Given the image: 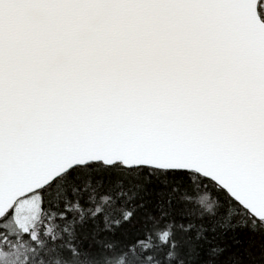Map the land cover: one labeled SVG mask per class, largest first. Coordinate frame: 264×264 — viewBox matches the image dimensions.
Listing matches in <instances>:
<instances>
[{
    "label": "snow or ice",
    "instance_id": "1",
    "mask_svg": "<svg viewBox=\"0 0 264 264\" xmlns=\"http://www.w3.org/2000/svg\"><path fill=\"white\" fill-rule=\"evenodd\" d=\"M0 264H264V0H0Z\"/></svg>",
    "mask_w": 264,
    "mask_h": 264
}]
</instances>
